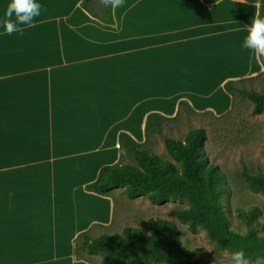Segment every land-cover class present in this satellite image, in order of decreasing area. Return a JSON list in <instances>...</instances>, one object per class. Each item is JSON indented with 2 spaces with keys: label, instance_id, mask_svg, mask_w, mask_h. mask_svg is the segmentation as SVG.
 <instances>
[{
  "label": "crops",
  "instance_id": "1",
  "mask_svg": "<svg viewBox=\"0 0 264 264\" xmlns=\"http://www.w3.org/2000/svg\"><path fill=\"white\" fill-rule=\"evenodd\" d=\"M37 2L23 35L0 23V264H93L76 238L112 226L121 187L86 185L120 160L121 132L148 144L150 113L232 108L225 82L264 71L242 47L264 0H124L112 23L84 0Z\"/></svg>",
  "mask_w": 264,
  "mask_h": 264
},
{
  "label": "trees",
  "instance_id": "2",
  "mask_svg": "<svg viewBox=\"0 0 264 264\" xmlns=\"http://www.w3.org/2000/svg\"><path fill=\"white\" fill-rule=\"evenodd\" d=\"M212 3L216 0H205ZM83 8L92 16L112 23V8L100 0H84ZM264 65V57H261ZM264 72L238 80H228L224 87L236 98L248 99L254 114L264 112V91L246 88V81L258 79ZM187 103L182 101L180 106ZM170 120L159 113L147 116L146 134L163 131ZM122 154L115 164L101 167L98 177L86 185V189L100 195H111L121 187L130 198L143 196L154 204H164L169 199H186L188 206L175 210L176 218L190 228L205 229L207 236L220 248L230 252L243 250L249 260L264 259V221L262 212L255 206L231 209L223 203L229 193L224 171L208 158L204 144L207 132L203 127L190 128L183 139L164 138L170 159H164L139 143L125 132L119 136ZM135 160L134 163L131 160ZM248 188L264 194V171H244ZM246 227L243 232L236 222ZM92 230L80 233L76 238V256L97 253L106 264H149L170 262L172 264H217L213 260L195 258L183 241L180 229L170 220L151 216L146 229L126 226L120 232H104L92 235Z\"/></svg>",
  "mask_w": 264,
  "mask_h": 264
},
{
  "label": "rangeland",
  "instance_id": "3",
  "mask_svg": "<svg viewBox=\"0 0 264 264\" xmlns=\"http://www.w3.org/2000/svg\"><path fill=\"white\" fill-rule=\"evenodd\" d=\"M243 85L250 90L264 91V74L256 80L244 82ZM193 127L206 129L207 141L204 144L206 154L226 175L229 193L223 197L224 205L231 209L255 205L261 210L264 221V194L248 188L244 179V171L251 173L264 171V112L254 114L251 101L240 98H236L232 108L221 115L212 111L195 112L188 104L182 105L176 118L167 121L162 132L151 133L153 137L149 136L148 144L145 146L162 158L170 159L164 138L183 139L187 131ZM131 161L136 162L133 159ZM114 193L117 203L116 216L112 226L101 232H120L126 226L146 229V220L149 217L161 216L180 229L185 246L193 252L195 258L213 260L217 264H234L232 261L234 252L220 248L207 236L202 227L190 228L176 218L175 210L189 205L186 199H169L164 204H154L143 196L127 197L122 188ZM236 225L243 232L246 231L245 225L240 221H237ZM91 234L95 235L98 232ZM85 258L91 259L93 264H106L97 253H85ZM245 264H264V259L245 258Z\"/></svg>",
  "mask_w": 264,
  "mask_h": 264
},
{
  "label": "clouds",
  "instance_id": "4",
  "mask_svg": "<svg viewBox=\"0 0 264 264\" xmlns=\"http://www.w3.org/2000/svg\"><path fill=\"white\" fill-rule=\"evenodd\" d=\"M246 0H240L245 3ZM105 7L116 9L121 7L124 0H100ZM42 5L37 0H10L7 4L4 19L0 21L8 35L19 33L23 35L24 27H35V19L41 15ZM242 47L254 55L264 57V18L254 17L248 26V34ZM234 264H245V252L236 251L232 254Z\"/></svg>",
  "mask_w": 264,
  "mask_h": 264
},
{
  "label": "bare ground",
  "instance_id": "5",
  "mask_svg": "<svg viewBox=\"0 0 264 264\" xmlns=\"http://www.w3.org/2000/svg\"><path fill=\"white\" fill-rule=\"evenodd\" d=\"M206 84V83H205Z\"/></svg>",
  "mask_w": 264,
  "mask_h": 264
}]
</instances>
